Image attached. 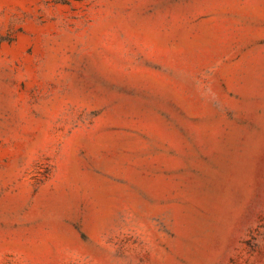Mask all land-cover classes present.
<instances>
[{
	"label": "rangeland",
	"instance_id": "1",
	"mask_svg": "<svg viewBox=\"0 0 264 264\" xmlns=\"http://www.w3.org/2000/svg\"><path fill=\"white\" fill-rule=\"evenodd\" d=\"M0 264H264V0H0Z\"/></svg>",
	"mask_w": 264,
	"mask_h": 264
}]
</instances>
